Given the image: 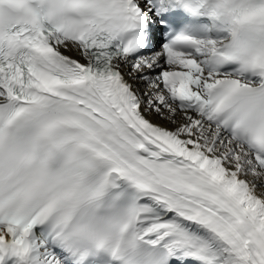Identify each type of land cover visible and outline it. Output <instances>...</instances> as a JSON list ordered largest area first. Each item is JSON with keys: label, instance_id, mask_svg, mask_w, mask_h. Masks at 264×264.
I'll return each mask as SVG.
<instances>
[{"label": "snow or ice", "instance_id": "obj_1", "mask_svg": "<svg viewBox=\"0 0 264 264\" xmlns=\"http://www.w3.org/2000/svg\"><path fill=\"white\" fill-rule=\"evenodd\" d=\"M0 264H264V0H0Z\"/></svg>", "mask_w": 264, "mask_h": 264}]
</instances>
